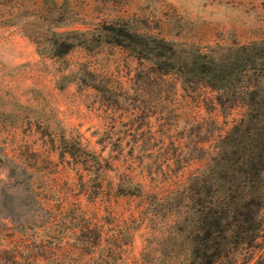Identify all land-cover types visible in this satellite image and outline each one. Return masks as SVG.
<instances>
[{
  "label": "rangeland",
  "instance_id": "374dc122",
  "mask_svg": "<svg viewBox=\"0 0 264 264\" xmlns=\"http://www.w3.org/2000/svg\"><path fill=\"white\" fill-rule=\"evenodd\" d=\"M122 22L218 54L264 38V0H0V264L185 261L167 197L243 108L95 36L48 51Z\"/></svg>",
  "mask_w": 264,
  "mask_h": 264
},
{
  "label": "trees",
  "instance_id": "16d2710c",
  "mask_svg": "<svg viewBox=\"0 0 264 264\" xmlns=\"http://www.w3.org/2000/svg\"><path fill=\"white\" fill-rule=\"evenodd\" d=\"M130 50L161 74L203 85L221 109L243 108L221 136L207 166L167 197L182 264H264V38L218 54L183 51L170 40L139 32L128 22L96 32H53L51 55L87 48L90 38ZM97 36V37H96Z\"/></svg>",
  "mask_w": 264,
  "mask_h": 264
}]
</instances>
